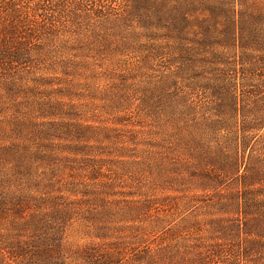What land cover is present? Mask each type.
<instances>
[{
    "label": "rangeland",
    "instance_id": "obj_1",
    "mask_svg": "<svg viewBox=\"0 0 264 264\" xmlns=\"http://www.w3.org/2000/svg\"><path fill=\"white\" fill-rule=\"evenodd\" d=\"M0 264H264V0H0Z\"/></svg>",
    "mask_w": 264,
    "mask_h": 264
}]
</instances>
